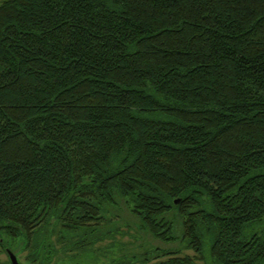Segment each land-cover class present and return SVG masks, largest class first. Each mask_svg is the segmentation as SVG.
<instances>
[{"label":"trees","instance_id":"1","mask_svg":"<svg viewBox=\"0 0 264 264\" xmlns=\"http://www.w3.org/2000/svg\"><path fill=\"white\" fill-rule=\"evenodd\" d=\"M263 220L264 0H0V244L264 264Z\"/></svg>","mask_w":264,"mask_h":264},{"label":"rangeland","instance_id":"2","mask_svg":"<svg viewBox=\"0 0 264 264\" xmlns=\"http://www.w3.org/2000/svg\"><path fill=\"white\" fill-rule=\"evenodd\" d=\"M259 225H263V226H264V220H263L261 223H259V224H258V223L255 224V225H254V228L256 229ZM128 231H129L130 233L122 235V236L120 237L121 240H123V241L133 240V238H132L133 234H134V235L137 234L136 232H134L133 229H129ZM130 234H132V235H130ZM115 237H116V238H119L118 234H116ZM142 239H145L146 241L149 240L152 244L159 245V246H166V245H168V244H164V243H162V242H160V241L150 239V237H148V236H144ZM108 241H109V239L106 238L105 240L99 242L98 245H100V248H99L100 250H99V249L96 250V251L99 252L100 254L103 253V254L106 256V259L108 258V256H110V255H115V253L117 252L116 249H113V250H112V249H103L105 243L108 242ZM138 241H139V240H138ZM142 241H143V240H142ZM144 242H145V241H144ZM124 243H125V242H124ZM146 243H147V242H146ZM173 244L175 245V243H173ZM173 244H172V245H173ZM132 248H133V247H132ZM110 250H111V251H110ZM134 250L136 251V250H138V248H134ZM25 252H26V250H25V249H22V250H19V252L17 253L18 258H19V262H20L21 264H36V263H30L29 261L24 260L23 256H24ZM182 252H185V253L191 254V253H192V250H191V249H182ZM93 254H95V253H94V252H93V253L90 252L91 258L93 257ZM106 254H108V255H106ZM61 258H67V257H61ZM164 258H165V256H160V257H157V258H151V259H149L148 261H146V262H144V263H142V264H160V263L158 262V260H159V259H164ZM102 259H104V256H101L99 260H102ZM70 262H71V261H70ZM198 262H199V261H198ZM0 264H7V263H6V254H5V252L3 251V249H2L1 246H0ZM132 264H137V263H132Z\"/></svg>","mask_w":264,"mask_h":264},{"label":"flooded vegetation","instance_id":"3","mask_svg":"<svg viewBox=\"0 0 264 264\" xmlns=\"http://www.w3.org/2000/svg\"><path fill=\"white\" fill-rule=\"evenodd\" d=\"M0 246L2 247L3 251L6 254V263L7 264H10L9 258H8V253H7L8 251H11L16 256L17 261L19 262V258H18L17 253L19 252V250H21L20 243L6 239V240L1 242ZM24 260L28 261L25 258H24ZM61 263L62 264H69V259L51 256L45 260V263L43 262L42 264H61ZM19 264H21V263L19 262ZM36 264H38V263H36Z\"/></svg>","mask_w":264,"mask_h":264},{"label":"water","instance_id":"4","mask_svg":"<svg viewBox=\"0 0 264 264\" xmlns=\"http://www.w3.org/2000/svg\"><path fill=\"white\" fill-rule=\"evenodd\" d=\"M178 201V198H174L173 199V202H177ZM8 258H9V262L10 264H19V262L17 261V258L16 256L11 252V251H8Z\"/></svg>","mask_w":264,"mask_h":264}]
</instances>
